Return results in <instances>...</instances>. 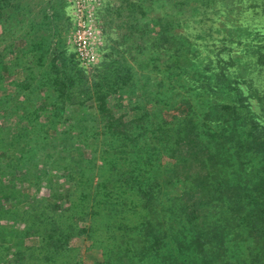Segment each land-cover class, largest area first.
<instances>
[{"label":"trees","instance_id":"trees-1","mask_svg":"<svg viewBox=\"0 0 264 264\" xmlns=\"http://www.w3.org/2000/svg\"><path fill=\"white\" fill-rule=\"evenodd\" d=\"M19 1L0 0V14L20 10ZM161 7L132 25L144 38L134 52L139 36L113 40L92 80L79 78L83 99L61 103L68 116L81 115L72 139L48 134L49 115L37 121L35 99L46 98L26 68L0 97V119L16 120L12 132L0 125L10 167L29 177L46 160L61 173L58 183L47 179L59 190L25 210L17 196L9 208L0 201V212L19 223L0 264H83L75 238L97 250L89 264H264V25L252 26L264 0ZM3 59L0 79L10 72ZM75 122L62 120L72 131Z\"/></svg>","mask_w":264,"mask_h":264},{"label":"rangeland","instance_id":"rangeland-1","mask_svg":"<svg viewBox=\"0 0 264 264\" xmlns=\"http://www.w3.org/2000/svg\"><path fill=\"white\" fill-rule=\"evenodd\" d=\"M141 6L145 10H141ZM161 6L162 0H76V2L73 0H20L16 7H21L22 10L13 13L4 10L0 14V57L4 55L3 64L8 65L11 72L3 74L4 77L0 79V97L13 92V88L22 81L26 68L30 84H35L39 80L41 95L46 98L42 101L35 99L36 106H42L37 121L43 122L49 115L48 134L64 132V136H70L72 139L79 130L81 115L78 112L69 111L72 113L69 117L68 109L60 108L61 103L67 102L70 105L69 102L83 99H77L79 78L92 80L96 73L95 68L101 66L99 63L106 61L109 46L113 45V40L122 39L129 44L132 35L139 36L131 43L130 52H134L137 41L141 42L144 38L134 32L135 27L132 25L143 16L140 15L142 11H146V15L141 20L159 14V11L163 10ZM252 22H255L252 26L258 29L264 25V17L254 18ZM7 28H11V32L6 34ZM260 31L264 32V29L261 28ZM121 45L117 48L125 47L124 44ZM150 50L153 51L152 48ZM113 53L117 54V51ZM53 56L55 59L49 61ZM152 71H154L153 67ZM69 80L72 82L70 83ZM65 83L70 85L67 84L66 88ZM60 88H66L62 90V93L66 91V97L61 95L62 93L58 96ZM21 94L22 92L18 93L16 98L22 99ZM85 97L86 111L92 114L94 112L92 94L89 93ZM114 100L115 96L109 97V104H113ZM115 111L120 113L121 108L117 107ZM68 118L78 119V122L73 124V131L66 129L70 123H62V120ZM15 122L13 116L0 119V125L10 126L11 132L16 128ZM21 126L23 125L19 127ZM37 130L39 132L40 128ZM41 131H44L42 125ZM29 132L31 133V129L28 130ZM8 136L6 130L0 132V137ZM9 152L0 150V201L6 204V208H9L10 202L13 203V198L16 196L24 209L36 202H41L42 197L44 198V195L51 191L50 189L59 190L56 185L47 182L48 178L57 180V183L60 182L58 177L61 173L54 170L55 166L48 165L44 159L45 163L42 162L35 168H30L27 175L29 177H25L23 168L14 169L12 165L10 167L7 161ZM83 152L86 150L83 149ZM16 156L15 152L11 155L12 158ZM61 189L66 191L65 195L70 194L69 184L63 185ZM17 228L19 223L14 216L0 212V231H2L0 249L7 245L5 239H8V236ZM28 241L32 243L33 239ZM73 244L80 249L83 264L99 259L97 250L88 249L83 239L75 238ZM1 259L3 257L0 255V261Z\"/></svg>","mask_w":264,"mask_h":264},{"label":"built area","instance_id":"built-area-1","mask_svg":"<svg viewBox=\"0 0 264 264\" xmlns=\"http://www.w3.org/2000/svg\"><path fill=\"white\" fill-rule=\"evenodd\" d=\"M73 2H76V0H73ZM81 8H82V6H81Z\"/></svg>","mask_w":264,"mask_h":264}]
</instances>
